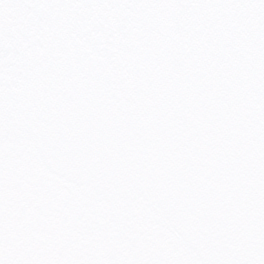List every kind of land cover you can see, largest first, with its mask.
<instances>
[{
  "label": "snow or ice",
  "instance_id": "snow-or-ice-1",
  "mask_svg": "<svg viewBox=\"0 0 264 264\" xmlns=\"http://www.w3.org/2000/svg\"><path fill=\"white\" fill-rule=\"evenodd\" d=\"M0 264H264V0H0Z\"/></svg>",
  "mask_w": 264,
  "mask_h": 264
}]
</instances>
